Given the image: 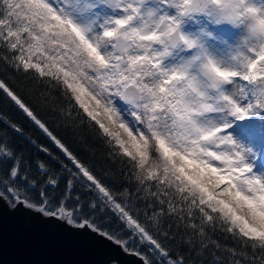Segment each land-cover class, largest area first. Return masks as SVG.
<instances>
[{"label":"snow or ice","instance_id":"1","mask_svg":"<svg viewBox=\"0 0 264 264\" xmlns=\"http://www.w3.org/2000/svg\"><path fill=\"white\" fill-rule=\"evenodd\" d=\"M0 62L28 82L0 79V124L59 166L29 179L0 130V208L142 264L206 249L210 264H264V0H0ZM61 129L99 141L119 179Z\"/></svg>","mask_w":264,"mask_h":264},{"label":"water","instance_id":"2","mask_svg":"<svg viewBox=\"0 0 264 264\" xmlns=\"http://www.w3.org/2000/svg\"><path fill=\"white\" fill-rule=\"evenodd\" d=\"M142 264L86 230L18 206L0 208V264Z\"/></svg>","mask_w":264,"mask_h":264},{"label":"trees","instance_id":"3","mask_svg":"<svg viewBox=\"0 0 264 264\" xmlns=\"http://www.w3.org/2000/svg\"><path fill=\"white\" fill-rule=\"evenodd\" d=\"M0 79H5L8 81L10 85L13 87L18 88L21 83L25 84V87L28 86V82L24 81L23 77L18 76L15 72H13L10 68H7L5 65H3L2 62H0ZM27 95V94H26ZM34 102V98L30 101ZM38 110L41 111L43 114L44 109H40L38 107ZM5 113L8 115H11V112L9 109H5ZM55 122H53L54 124ZM25 129L27 131V134L32 136L33 139L37 140V143L42 142V138L37 137L35 133L31 132L28 128V125H24ZM0 130L8 131V136L10 139V143L12 146L15 147L17 152H23L25 160H27L28 165L30 166V172H29V179L36 178L39 173L37 171V162H43L49 170L51 171H59V166L51 160L48 156H46L44 153L38 151L37 148L31 146L28 144L25 140H22L20 137L13 134L10 130H7L4 128L2 124H0ZM59 134L65 138V140L70 144V146L73 148L74 151H76L80 158L85 160L86 162H89L92 164V166L97 171V174L103 175L104 172H109V180L113 179L115 176L116 179H119L118 173L116 172L114 167H110V162L105 159V149L100 144L99 141L92 140L91 136L85 133V135L88 137L87 145L83 144L81 140L74 136L70 135L69 133L65 132L64 130H59ZM87 148V150H85ZM46 178V177H45ZM63 187V186H62ZM80 190L79 185H77V191ZM137 207H143V205H137ZM212 240L218 242L222 249L224 247L233 248L237 247L233 240L230 238H226L223 235H213ZM212 249H206L202 255L196 256L195 253H192L193 260L195 264H210L211 262V255L209 254ZM180 252L182 254L187 253V248L184 246H181ZM173 254H176V250H173ZM217 254H221L220 252H217Z\"/></svg>","mask_w":264,"mask_h":264}]
</instances>
